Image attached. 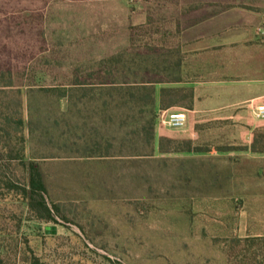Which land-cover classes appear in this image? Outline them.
Returning <instances> with one entry per match:
<instances>
[{
    "label": "rangeland",
    "instance_id": "rangeland-1",
    "mask_svg": "<svg viewBox=\"0 0 264 264\" xmlns=\"http://www.w3.org/2000/svg\"><path fill=\"white\" fill-rule=\"evenodd\" d=\"M26 7L37 9L23 12L29 37L41 31L44 40L27 63L29 81L66 84L80 68L93 82L163 80L154 84L156 96L162 87L189 86L166 83L178 76L198 78L205 33L264 27V0H47ZM210 93L212 100L199 103L192 90V109L174 108L186 112L185 127L170 129L189 130L200 151L160 153L156 130L151 155L39 161L45 198L57 212L38 221L17 197L0 200L4 255L14 258L17 241L16 259L25 264L32 256L43 264H237L243 257L264 264V241H235L264 236V152L249 148L264 121L245 103L212 108L220 100ZM170 95L178 104L188 99L184 91Z\"/></svg>",
    "mask_w": 264,
    "mask_h": 264
},
{
    "label": "trees",
    "instance_id": "trees-1",
    "mask_svg": "<svg viewBox=\"0 0 264 264\" xmlns=\"http://www.w3.org/2000/svg\"><path fill=\"white\" fill-rule=\"evenodd\" d=\"M45 1L0 0V200L9 195L17 197L32 219L48 222L54 219L52 212L57 210L45 198L39 170L42 159L92 160L116 153L128 157L151 155L156 130L160 153L200 150L192 145L189 130H170L157 120L159 112L177 105L171 92H186L187 102L180 105L191 110L189 88L162 87L156 103L154 84L163 80L93 82L91 71L82 72L78 68L73 71L74 79L66 84L45 86L29 81L27 63L44 50L41 44L44 40L41 31L33 39L29 37L23 12L37 10L26 5L36 7ZM37 39L36 47L29 44ZM249 148L264 152V126L253 130ZM10 217L16 218L13 214ZM235 241L254 245L264 241V236ZM19 245L17 241L12 243L14 258L10 259L2 252L5 247L0 243V264H25L20 257L16 259ZM28 264L43 263L32 256ZM237 264L254 261L243 257Z\"/></svg>",
    "mask_w": 264,
    "mask_h": 264
},
{
    "label": "crops",
    "instance_id": "crops-1",
    "mask_svg": "<svg viewBox=\"0 0 264 264\" xmlns=\"http://www.w3.org/2000/svg\"><path fill=\"white\" fill-rule=\"evenodd\" d=\"M197 51L198 78L185 82L178 76L166 83L184 82L189 86L171 88L197 89L195 100L199 103L212 100L213 91V98L220 102H215L212 108H234L245 103L251 112L253 104L264 102V27L237 24L223 34L215 27L205 33ZM176 104L168 110L181 107Z\"/></svg>",
    "mask_w": 264,
    "mask_h": 264
},
{
    "label": "built area",
    "instance_id": "built-area-1",
    "mask_svg": "<svg viewBox=\"0 0 264 264\" xmlns=\"http://www.w3.org/2000/svg\"><path fill=\"white\" fill-rule=\"evenodd\" d=\"M251 114L254 119L264 121V102H259L251 106ZM157 120L169 129H182L187 122V114L184 110H163L158 113Z\"/></svg>",
    "mask_w": 264,
    "mask_h": 264
}]
</instances>
